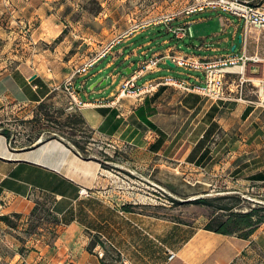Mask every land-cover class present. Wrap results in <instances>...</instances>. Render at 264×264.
<instances>
[{
    "label": "crops",
    "instance_id": "crops-1",
    "mask_svg": "<svg viewBox=\"0 0 264 264\" xmlns=\"http://www.w3.org/2000/svg\"><path fill=\"white\" fill-rule=\"evenodd\" d=\"M192 1L197 0H183L182 8ZM244 1L263 2L264 7V0ZM207 12H216V16ZM203 13L181 17L171 25L154 23L128 37L123 35L90 73L83 76L85 79L74 82L78 98L84 102L79 111L96 131L95 139L104 145V153L112 159L110 152L117 153L130 146L133 159H141L142 154L145 160L159 163L154 169L175 162L208 171L213 164V174L229 172L242 177L236 180L237 184H243L244 192L256 186L264 190V91L260 85H256L258 91L252 92H246L243 87L252 80L247 75L260 70L264 74V63L260 64L264 59L246 63L241 83L231 85L224 100L167 86L139 98L119 97L123 85L135 74L139 76L138 87L171 77L167 75L175 68L177 75L173 77L194 85L205 84L204 71L181 68L173 63L174 58L218 61L248 54L251 39L244 21L211 9ZM214 18L219 21L220 30L211 40L202 37L201 44H195L190 29ZM181 25L187 26L188 33L179 40L170 32V26ZM240 35L241 47L237 45ZM152 60H159V67L140 75V69ZM169 61L175 66L169 65ZM235 74L229 73L228 77L232 80ZM33 76L37 78L31 81ZM49 78L24 66L0 74V110L15 103L39 105L59 88ZM98 81L97 87L82 95L79 89L87 91ZM143 118L153 122L157 130L149 127ZM203 158V163L197 165ZM106 164L107 161L97 156L86 159L57 139H42L33 146H15L0 131V217L30 215L38 200L48 198L52 212L61 221L63 237L79 239L88 234L107 241L128 239L134 241L132 249L149 261V244H140V231L149 237L159 235L162 241L168 237L165 231L156 233L153 216L124 211L121 172L108 169ZM116 167L133 174L123 166ZM82 188L89 195H81ZM257 234L244 240L200 230L189 236L186 246L176 249L179 256L176 261L161 260L160 264H233L251 248ZM171 248L165 246L164 254Z\"/></svg>",
    "mask_w": 264,
    "mask_h": 264
},
{
    "label": "rangeland",
    "instance_id": "rangeland-1",
    "mask_svg": "<svg viewBox=\"0 0 264 264\" xmlns=\"http://www.w3.org/2000/svg\"><path fill=\"white\" fill-rule=\"evenodd\" d=\"M182 2L183 0H0V74L24 66L33 72L49 75L51 82L59 87L55 92L54 102L59 107L69 108L71 100L65 90L66 82L71 78L74 82L86 78L75 75L77 68L96 59L108 45L123 35L128 37L162 16L180 11L185 5ZM259 3L254 5L264 10L263 2ZM207 13L216 16V12ZM220 28L219 21L214 18L207 24L191 28L190 33L195 38V44L200 45V38L211 40ZM247 33L251 39L247 49L248 57L263 60L264 30L251 26ZM240 37L241 35L237 40L239 47L242 46ZM173 70L175 71L167 76H176L177 69ZM236 71L239 73L232 80L226 76L225 91L231 85L241 83L244 71L241 72L240 67ZM247 79L252 80L243 86L246 92L258 91L256 85H260L264 91L262 70L257 74L247 75ZM79 90L85 95L91 92V86L87 91ZM36 108L37 105L15 103L0 110V131L7 129L15 146H25L30 136H36L38 128L27 123L34 118ZM51 137L52 135L42 134L39 141ZM103 146L101 143L93 146L87 155L107 161ZM117 151L110 152L114 162L107 161L106 165L108 169L121 172L123 209L128 207L130 212L153 216L156 233L165 231L164 234L168 237L162 241L159 235L152 238L140 231V244H149V261L132 249L134 241L128 239L107 241L88 234L79 239L63 237L61 226L57 224L58 217L51 211L50 199L43 198L38 200L41 205L36 215H24L22 219L12 217L10 225L0 221V264L174 262L179 258L176 249L186 246V240L194 232L204 230L216 213L213 207L192 202L198 198L237 196L241 199L239 210L248 212L255 208L259 210V216L264 217V190L256 186L244 192L243 184H237L236 180H241L242 177H236V174H213V164L209 165L208 171L175 162H171L166 168L154 169L159 163L145 160L142 154L141 159H133L130 146ZM117 165L132 170L133 174L128 170L117 169ZM230 203L233 201H218L215 204L219 206ZM256 233L258 234L251 248L233 264H264V223ZM99 240L103 246L99 244ZM165 246L175 247L167 250V254L170 251L177 254L175 260L170 261L169 255L164 254ZM140 251L142 252V248Z\"/></svg>",
    "mask_w": 264,
    "mask_h": 264
},
{
    "label": "built area",
    "instance_id": "built-area-1",
    "mask_svg": "<svg viewBox=\"0 0 264 264\" xmlns=\"http://www.w3.org/2000/svg\"><path fill=\"white\" fill-rule=\"evenodd\" d=\"M197 0L193 4H189L182 8L180 11L162 16L158 21L151 22L149 25L154 23H164L167 25L173 24L179 18L191 17L196 14H201L209 9L214 11H221L234 17H237L244 21L247 28L256 27L264 30V10L261 7L244 1V0ZM170 32L174 36L182 40L187 36V26H170ZM124 36L120 37L122 39ZM117 40L108 45L100 55L94 59L84 63L82 66L77 68L75 75L87 76L92 67L102 58H104L108 52L114 47ZM260 61L261 59L255 57H248L244 54L241 57L230 56L223 60L218 61H204L202 60H191L189 58H174L173 63H176L179 67L184 69H191L195 71H204L206 74V81L204 85H194L189 81L176 78V77H164L156 83L146 84L143 87H138L137 80L138 74H135L123 85L119 97H142L153 93L160 86L173 87L184 92H197L213 100H224L226 97L225 91V79L229 73H239V71L230 72L229 69L241 68V72L244 71L245 65L248 61ZM242 64V66H240ZM159 67V60H152L145 64L140 69V75L152 70L153 68ZM240 72V73H241ZM65 90L70 96V106L67 108L69 112H76L82 108L84 102L78 98V92L75 90L73 79H69L66 82ZM81 195H89L87 189H81ZM177 257L175 252H169V260L173 261Z\"/></svg>",
    "mask_w": 264,
    "mask_h": 264
},
{
    "label": "trees",
    "instance_id": "trees-1",
    "mask_svg": "<svg viewBox=\"0 0 264 264\" xmlns=\"http://www.w3.org/2000/svg\"><path fill=\"white\" fill-rule=\"evenodd\" d=\"M54 98L55 93L37 105L34 111V118L27 121V123L35 125L34 127L38 128V131L36 136H30L26 146L35 145L42 134H49L52 135L49 139L63 141L67 143L68 146L72 147L68 142L70 141L75 146V150L78 153L83 155L86 159L90 158L87 153H89V150L92 149L93 146L99 144L95 139L96 131L89 125L80 111L69 112L67 108L57 106L54 102ZM143 121L153 130H157V126L149 119L143 118ZM6 130L7 129H5L2 134L11 141L10 132ZM60 136L68 139V141L62 139ZM103 154L106 156L107 161L114 162V159L107 156L104 151ZM203 161L204 158L201 159L197 165H201ZM226 200L233 201V203L219 206L215 204L218 201ZM192 202L194 204L213 207L216 210L214 217H212L204 227V230L216 234L236 236L240 239L250 240L258 231L260 225L264 223V217L259 216L258 209L252 208L248 212L239 210L241 199L237 196H222L214 199L200 198ZM40 205L41 202L37 201L31 213L32 215H36L39 212ZM124 210L130 212L128 207H125ZM23 216L22 214L5 215L0 217V221H4L10 225L12 217L22 219ZM57 224L61 226L59 218ZM98 242L103 246L100 240Z\"/></svg>",
    "mask_w": 264,
    "mask_h": 264
},
{
    "label": "water",
    "instance_id": "water-1",
    "mask_svg": "<svg viewBox=\"0 0 264 264\" xmlns=\"http://www.w3.org/2000/svg\"><path fill=\"white\" fill-rule=\"evenodd\" d=\"M240 42H241V43L243 42V38H242V36L240 37ZM236 48H237V47L234 46L233 51H235ZM168 64H169V65H172V67L175 66V65H173L170 61L168 62ZM127 72H128V73H131V69H128ZM36 78H37V76H33V77L31 78V81L35 80ZM99 84H100V81H98L97 83H95V84L91 87V89H94V88L97 87ZM198 199H200V198H198ZM196 200H197V199H196Z\"/></svg>",
    "mask_w": 264,
    "mask_h": 264
}]
</instances>
